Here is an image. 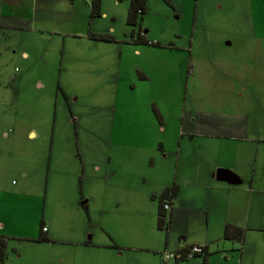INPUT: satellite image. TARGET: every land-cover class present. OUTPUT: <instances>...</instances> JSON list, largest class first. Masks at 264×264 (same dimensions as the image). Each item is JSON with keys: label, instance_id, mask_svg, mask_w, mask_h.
I'll return each instance as SVG.
<instances>
[{"label": "rangeland", "instance_id": "1", "mask_svg": "<svg viewBox=\"0 0 264 264\" xmlns=\"http://www.w3.org/2000/svg\"><path fill=\"white\" fill-rule=\"evenodd\" d=\"M70 1L4 0L32 6L36 18L53 2L79 21L63 32L90 28L112 34L115 42L58 35L56 29L70 24L59 18L46 19L50 25L44 26L0 13V24H33L45 34L0 30L5 264H163L165 251L188 243L177 233L170 236V225L158 228L161 184L174 178L175 162L154 164L159 152L150 151L158 139L151 103L160 101L173 116L185 107L211 121L245 119L248 151H264V0H148L141 26L160 46L127 42L137 28L127 24L130 0H103L102 16L92 19L85 0ZM176 129L173 123L166 136L158 134L169 153L178 146L171 142ZM258 202L264 209V199L254 206ZM195 219L204 222V212ZM42 220L66 241H36ZM80 230H88L84 240L94 237L111 248L89 254L92 248L70 243ZM190 232H202L200 224ZM256 235L246 232L243 245H213L211 262L238 264L242 248L248 263Z\"/></svg>", "mask_w": 264, "mask_h": 264}, {"label": "crops", "instance_id": "2", "mask_svg": "<svg viewBox=\"0 0 264 264\" xmlns=\"http://www.w3.org/2000/svg\"><path fill=\"white\" fill-rule=\"evenodd\" d=\"M0 2L4 4L0 11L4 17L24 18L29 20V22L37 20L39 24L44 26L50 25V23L45 21L46 19L55 17L59 18V21H63L64 25L70 23L66 29H56L58 35L80 39L88 36L90 28L84 33L63 32L70 29V26H75L79 21L73 17L74 11L67 13L58 9L55 5L53 6V2L39 10L37 18V11L32 6L20 7L15 4L9 5L4 0H0ZM70 2L74 4L75 0ZM91 2L92 0H85V3L90 8L89 18ZM36 27L33 24L17 26L11 24V22L0 24L2 33L9 31L26 33L34 31L41 32V35L38 34L41 38H44L43 28L37 29ZM94 42L102 41L94 40ZM130 44L134 45V43ZM23 55L27 58L29 57L27 51H24ZM141 77H144V75ZM155 102L151 103V106L153 105L152 116L154 115L155 117H153V121L150 124L158 139L150 147V151L159 152V156H154V164L175 162L174 178L168 180L165 184H161V192L172 184H176L179 187L178 195L172 201L169 209L171 226L169 235L177 233L181 240L188 243L187 245L179 246L177 250L190 248L192 245H204L209 253L206 260L205 256L198 254L194 258L188 259L195 260L193 263L188 260L178 261L172 258L164 261L163 264L171 260H175L176 264H180V262H188V264H216L218 261L211 262V257L214 254L211 247L232 240L224 238V231L227 225L243 229L244 234L246 232L248 234H258L255 237L253 248L248 253V263L246 264H264V209L259 206L260 202L254 206V200L263 201L264 199V151L260 146L255 147V152L254 149L248 151V127L245 119L232 118L223 121L212 119L211 121L206 119L201 113L196 114L185 107L181 110L179 108V111L177 110L175 116H173L172 114L168 115L164 111L160 101L155 100ZM154 107L158 110L160 118L154 112ZM173 123L177 124V129L175 130L176 139H172L171 142L172 144L178 143V146H175V150L169 153L165 148V140L161 136H166L170 133L169 129L171 131ZM205 125L213 126V128L206 130L203 128ZM219 126H223V128ZM158 134L161 136H158ZM30 135H35V132H31ZM184 142H186V145H184ZM253 154H255L254 159ZM223 170L234 174L236 179H238L237 183L219 180L218 174ZM259 171L258 179L256 176ZM202 202L204 204L200 205ZM87 206L90 211L88 203ZM201 211L205 214L204 222L195 219L197 213ZM197 223L200 224L204 233L197 232L193 234L190 232L191 225ZM45 228L47 230L44 232L52 239V242L57 240L66 241L61 240L57 232L52 231L49 226H45ZM86 233H88V230H80L78 240H69V242L74 243L76 246H82L81 248H92L88 251L89 254L97 252L96 250L111 248V244L108 242H94V237L91 239L92 244H85L86 241L90 240V238L84 240ZM244 239L245 236L242 241H233L242 242L243 245ZM225 245L227 244L225 243ZM238 251L241 255L237 263L243 264L242 248ZM221 252L223 258L228 256V252Z\"/></svg>", "mask_w": 264, "mask_h": 264}, {"label": "trees", "instance_id": "3", "mask_svg": "<svg viewBox=\"0 0 264 264\" xmlns=\"http://www.w3.org/2000/svg\"><path fill=\"white\" fill-rule=\"evenodd\" d=\"M117 2H122L124 0H116ZM102 2L103 0H92L91 2V14L90 18L94 17H100L103 14L102 10ZM147 2L148 0H130L129 4V10L127 14V24L130 26H136V25H141L142 23V16L146 12L147 8ZM88 37L92 40L95 41H102V42H112L115 41V37L112 34H101V33H96L92 32L91 30L88 31ZM129 43H134V44H150V45H155V46H160L159 42H151L149 39H147L146 35H141L137 39H133L132 35L128 38ZM154 112L156 115L159 117L158 110L154 107ZM160 118V117H159ZM179 191V187L176 184H172L164 189V191L161 193L159 197V209H158V214H157V220H158V228L163 229L165 227H169L170 225V217H169V209L165 208V204L168 203L170 206L172 204V201L177 197ZM81 205L85 208L87 214H88V206H87V201H82ZM42 230L40 233V236L36 239L38 242H52V239H50L46 232H44V221L42 220ZM244 230L238 227H234L232 225H227L224 231V238L226 239H232V240H240L242 241L244 238ZM85 244L90 245L92 244L91 240H88L85 242ZM116 248H120L119 245L114 244ZM204 246V245H203ZM192 247V246H191ZM190 247V248H191ZM190 248L186 249H181V253L189 252ZM7 237L5 235L0 234V264H5L6 258H7ZM207 247L204 246V252L200 253V255L205 256V260L208 257L209 253L207 251ZM198 255V254H195ZM194 255V257H195ZM192 257V258H194ZM191 258H188L187 256H183L180 259L176 258L178 261L182 260H188Z\"/></svg>", "mask_w": 264, "mask_h": 264}, {"label": "built area", "instance_id": "4", "mask_svg": "<svg viewBox=\"0 0 264 264\" xmlns=\"http://www.w3.org/2000/svg\"><path fill=\"white\" fill-rule=\"evenodd\" d=\"M165 208L166 209H170V205L168 203H166L165 204ZM43 230L46 231L47 229L44 228ZM181 251L182 250H177V251L171 252V253L165 251L164 255H163L164 256V260L166 261V260H169V259H172V258L173 259H176V258L180 259L184 255L187 256L188 258H192V257H194L195 254L203 253L204 252V246L203 245H193L190 248L189 252L187 251L185 253L184 252L181 253Z\"/></svg>", "mask_w": 264, "mask_h": 264}, {"label": "water", "instance_id": "5", "mask_svg": "<svg viewBox=\"0 0 264 264\" xmlns=\"http://www.w3.org/2000/svg\"><path fill=\"white\" fill-rule=\"evenodd\" d=\"M218 179L222 180V181L229 182V183H237V181H238V179H236L234 174H232L229 171H225V170L221 171L218 174Z\"/></svg>", "mask_w": 264, "mask_h": 264}, {"label": "flooded vegetation", "instance_id": "6", "mask_svg": "<svg viewBox=\"0 0 264 264\" xmlns=\"http://www.w3.org/2000/svg\"><path fill=\"white\" fill-rule=\"evenodd\" d=\"M135 29L132 30L131 34H129L128 37H130V35H132L133 39H137L139 38V36L141 35H146V30L143 29V27L141 25H136V26H133Z\"/></svg>", "mask_w": 264, "mask_h": 264}]
</instances>
